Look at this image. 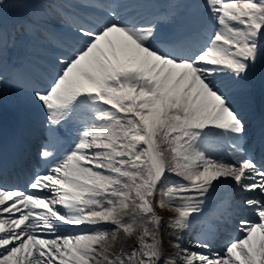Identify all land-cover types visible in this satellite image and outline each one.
<instances>
[{"label":"snow or ice","instance_id":"obj_1","mask_svg":"<svg viewBox=\"0 0 264 264\" xmlns=\"http://www.w3.org/2000/svg\"><path fill=\"white\" fill-rule=\"evenodd\" d=\"M204 2L195 38L162 35L123 4L73 20L32 91L45 166L0 183V264H264V164L240 145L246 123L225 83L243 87L264 58V0ZM62 131L70 143L56 148ZM218 185L255 217L222 253L187 235Z\"/></svg>","mask_w":264,"mask_h":264},{"label":"bare ground","instance_id":"obj_2","mask_svg":"<svg viewBox=\"0 0 264 264\" xmlns=\"http://www.w3.org/2000/svg\"><path fill=\"white\" fill-rule=\"evenodd\" d=\"M166 6V5H165ZM166 8H167V6H166ZM259 62H260V70L263 72V69H264V58H261L260 60H259ZM255 81V80H254ZM254 81L252 82V83H254ZM258 96H256V95H254L253 96V98H252V100H248V101H245L244 100V102H243V107L245 106V107H252V113H254V112H256V111H259V110H261L262 109V107H263V104H261V101H260V98L261 97H264V90L263 89H260V91H259V93L257 94ZM252 113H250V116H252ZM225 187V185H218L217 186V191H216V193H214L213 195H212V197L213 198H219L220 196H221V194H222V192H223V190L225 189L224 188ZM162 215L163 216H165V217H167L168 215H169V213L168 212H162ZM198 217H200V216H198ZM188 236H194V234H192V232L191 233H189V234H187ZM128 243H131V241H129ZM119 245V244H118ZM117 245V246H118ZM127 244H125L124 245V247L125 248H127ZM224 250V249H223ZM223 250H221V251H219V252H223Z\"/></svg>","mask_w":264,"mask_h":264}]
</instances>
